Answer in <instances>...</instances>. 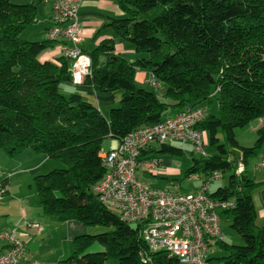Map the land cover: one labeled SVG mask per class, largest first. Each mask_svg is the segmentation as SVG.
<instances>
[{
    "label": "trees",
    "instance_id": "16d2710c",
    "mask_svg": "<svg viewBox=\"0 0 264 264\" xmlns=\"http://www.w3.org/2000/svg\"><path fill=\"white\" fill-rule=\"evenodd\" d=\"M115 1L124 17L109 19L103 28L142 56L129 62L116 55L112 39L102 40L87 54L90 74L83 84L98 94L120 92L119 105L105 118L79 94L62 92L61 85L71 83L70 61L63 56L38 60L54 41L21 37L36 20L42 0L25 4L0 0V150L10 158L31 150L62 163L64 168L33 179L42 213L106 228L76 236L72 254L58 264H178L170 254L148 249L139 224L121 222L98 201L93 187L105 173L99 151L106 138L120 141L137 128L161 122L169 108L200 107L212 97L217 100V116L204 112L197 130L206 149L208 142L215 152L192 158L183 178L229 174L227 185L208 196L233 203L219 217L230 218V228L243 245L217 241L214 248L225 253L218 260L264 264V224L256 227L253 202L258 183L245 168L260 154L264 126L256 130L257 140L250 148L240 147L235 139V130L264 119V0ZM136 70L151 73L164 89L160 97L170 103L158 97L161 88L136 87ZM159 153L184 155L168 143L160 144ZM239 165L242 171L236 174ZM93 245L102 250L88 252Z\"/></svg>",
    "mask_w": 264,
    "mask_h": 264
},
{
    "label": "built area",
    "instance_id": "2783aa9c",
    "mask_svg": "<svg viewBox=\"0 0 264 264\" xmlns=\"http://www.w3.org/2000/svg\"><path fill=\"white\" fill-rule=\"evenodd\" d=\"M80 0H42L51 5V27L45 33L48 41L63 40L62 56L71 62V83L81 85L90 74L91 60L78 44L81 27L77 18ZM153 89L161 86L153 77ZM204 116L200 107L188 108L161 122L130 132L117 145L101 149L99 158L105 169L93 187L98 201L114 211L125 224H139L140 238L153 252L164 251L178 264H210L214 244L222 240L219 212L233 206L231 201L213 200L208 196L210 184L222 178L213 172L192 193L169 192L153 188L136 178L140 168L162 171L159 160H141V154L152 144L178 142L190 144L199 156H206V143L197 125ZM264 167L259 163L256 168ZM242 171L239 165L236 174ZM9 177V175H7ZM8 192L7 182L0 181V200ZM38 228L37 224L31 225ZM0 264H39L24 259V244L13 231L0 230Z\"/></svg>",
    "mask_w": 264,
    "mask_h": 264
},
{
    "label": "crops",
    "instance_id": "0c3cea01",
    "mask_svg": "<svg viewBox=\"0 0 264 264\" xmlns=\"http://www.w3.org/2000/svg\"><path fill=\"white\" fill-rule=\"evenodd\" d=\"M11 1L19 4L29 2V0ZM39 9H42L43 12L39 13ZM51 14V5L41 3L37 9L36 20L33 22V24L40 27L36 30L31 29L32 31H29L23 39L29 41L45 39V33L51 27ZM123 17L124 13L115 0H80L77 8V18L81 27L82 39L78 47L88 54L102 40L112 39L116 55L125 58L129 62L140 58L142 55L136 53L130 44L115 36L110 29L103 28L109 19H121ZM28 28L29 26L26 29ZM26 29L22 34L27 32ZM66 44L63 40L54 42L51 48L39 55L41 62L54 61L62 57V50ZM150 79L151 73L148 71H135L134 80H137L140 84L150 87L148 84ZM61 90L64 94L77 93L83 100L90 103H92L91 99L95 100L96 105H94L105 118L108 117L107 111L112 107H116L117 102L120 100V92L118 91L98 94L91 86L84 84L73 85L70 82H65L61 85ZM158 91L162 95L164 89L161 88ZM178 112V109L169 108L163 119L171 117ZM205 115L207 114L205 113ZM253 122H256L253 127L255 131L264 126V119ZM116 145V140L106 138L102 143V149L108 150ZM159 146L160 144L157 143L150 144L142 153L141 160H159V166L162 171L148 170L143 167L138 169L136 178L153 188L169 192H184L181 191L177 183L169 180V177L180 173L181 162L176 157L162 156L159 153ZM54 167H57L54 160L31 150H25L14 158L8 157L0 150V181L8 184V192L0 200V230H14L16 237L24 244V259L37 261L39 264H58L66 260L73 252V239L76 236L91 233L89 227L77 221H60L56 217L46 216L42 213L33 187V179L49 172ZM191 178L199 177L194 175L189 179ZM147 180L150 183H147ZM202 181L203 179L199 181V185L192 192L200 186ZM33 224H37L38 228L32 227L31 225ZM3 247L4 245L0 243V251L3 250Z\"/></svg>",
    "mask_w": 264,
    "mask_h": 264
},
{
    "label": "rangeland",
    "instance_id": "374dc122",
    "mask_svg": "<svg viewBox=\"0 0 264 264\" xmlns=\"http://www.w3.org/2000/svg\"><path fill=\"white\" fill-rule=\"evenodd\" d=\"M38 11L39 13L43 12L42 9H39ZM39 27L40 26H37L36 24L29 26V28L26 29L27 32H25L24 34H21V37L23 38L26 37L27 33H29V31H32L31 29L36 30ZM30 41H35V39L30 40ZM38 60L41 62L39 57H38ZM134 84L138 88L150 89V87L140 84L137 80H134ZM156 92L161 101L170 103L168 99L160 97L161 96L160 91L157 90ZM91 102L96 105L95 100L91 99ZM116 105L117 106L119 105V101L117 102ZM199 106L204 110V112L208 116L209 115L217 116L218 108H217V100L215 97H212L209 101L200 103ZM167 112L168 110L163 113L162 118L166 116ZM255 125H256V122H252L248 124L247 126H245L244 128L235 130V139H236L237 144L240 147L250 148L254 145L255 141L257 140L256 131L253 129ZM217 138H219L220 143L223 142L220 131L217 133ZM168 144L178 147L182 149L184 152L183 157L177 158L182 164L180 173L176 174L175 176L169 177V180H173L175 183H177L180 186L181 191H184L186 193H191L194 190V188H196L199 185V181L203 179V176L196 175L199 178H194V179L183 178V176H184L185 171L191 166V159L192 158L198 159L200 157L198 154L195 153L193 147L190 144H180L178 142H168ZM213 152H215V148L208 146V142H207V149H206L207 155ZM236 152L237 151L232 150V154L236 155L237 154ZM162 156H167V155H162ZM55 163L57 167H54V169L64 168V165L62 163L58 161H55ZM259 163H264V145L260 151V154L255 158H250L245 166L247 175L250 178H252L256 183H258V187L253 194V202H254V207L256 211L255 225L257 228L262 227L264 224V167L256 168V165ZM228 176H229L228 173H223L221 179L211 183L209 192H214L217 188L226 186L227 181H228ZM146 182L150 183L149 180H147ZM154 186H158V185H154ZM230 224H231L230 218H227V217L220 218V226H221L222 235H223L222 240L228 245L242 246L243 245L242 238L230 228ZM89 229H91L90 231L91 233H89L88 235H95V234H99V233L106 231V228L101 227V226L89 227ZM101 250L102 248L99 245H93L88 250V252H98ZM209 257L211 258L210 264H224L222 261L218 260L220 258L225 257V253L222 250L215 249L209 255Z\"/></svg>",
    "mask_w": 264,
    "mask_h": 264
}]
</instances>
